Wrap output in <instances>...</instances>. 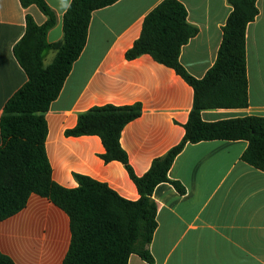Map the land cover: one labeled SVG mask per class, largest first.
I'll list each match as a JSON object with an SVG mask.
<instances>
[{
	"label": "crops",
	"instance_id": "0c3cea01",
	"mask_svg": "<svg viewBox=\"0 0 264 264\" xmlns=\"http://www.w3.org/2000/svg\"><path fill=\"white\" fill-rule=\"evenodd\" d=\"M44 1L56 20L47 39L61 44L72 0ZM163 1L118 0L92 13L87 43L46 113V153L52 178L60 186L77 188L79 174L106 183L124 199L140 198L126 167L101 158L105 147L99 136H66L79 115L93 107L141 104V115L120 137L139 177L183 140L194 89L148 54L125 57L140 37L145 18ZM178 1L188 23L198 29L182 47L180 62L188 74L203 79L217 62L233 7L229 0ZM257 7L259 13L246 31L249 106L204 110L206 122L264 117V0H257ZM28 17L38 26L48 21L36 4L25 7L21 0H0V119L6 103L28 81L14 54ZM56 54L57 50L48 53L52 56L45 66ZM247 148L245 140L188 143L172 164L171 181L159 184L152 195L158 223L149 245L153 260L132 254L128 264H264V172L242 159ZM172 182L183 186L184 193ZM71 237L69 216L37 194L23 210L0 222V252L15 264H62Z\"/></svg>",
	"mask_w": 264,
	"mask_h": 264
},
{
	"label": "trees",
	"instance_id": "16d2710c",
	"mask_svg": "<svg viewBox=\"0 0 264 264\" xmlns=\"http://www.w3.org/2000/svg\"><path fill=\"white\" fill-rule=\"evenodd\" d=\"M118 0H72L64 16V41L50 43L49 30L54 13L44 0H21L23 6L36 4L48 17L38 26L28 17L26 33L14 54L28 81L4 107L0 119V222L23 210L32 194L49 199L70 219L71 243L62 264H128L137 254L152 262L149 245L158 226L155 188L170 182L169 171L175 158L188 143L212 140H245L248 148L242 159L264 172V117L246 116L206 122L208 109H240L249 106L246 62V31L259 10L257 0H229L233 10L224 28L215 65L203 79H196L180 62L182 47L198 29L187 21V11L178 0H165L144 20L142 33L126 52L127 60L144 54L175 70L193 89L194 106L180 144L153 161L142 177L135 174L120 143L124 127L141 115L142 106H96L79 115L77 125L66 136L97 135L102 139L106 162L119 161L136 184L140 198L130 201L106 183L76 174L79 186L68 189L52 178L46 153L48 123L46 113L59 96L73 63L82 53L88 37L92 13ZM57 50L53 62L44 61ZM180 193L184 187L172 182ZM0 264H15L0 252Z\"/></svg>",
	"mask_w": 264,
	"mask_h": 264
},
{
	"label": "rangeland",
	"instance_id": "374dc122",
	"mask_svg": "<svg viewBox=\"0 0 264 264\" xmlns=\"http://www.w3.org/2000/svg\"><path fill=\"white\" fill-rule=\"evenodd\" d=\"M52 55H48V57L46 58V61H48L51 58Z\"/></svg>",
	"mask_w": 264,
	"mask_h": 264
}]
</instances>
